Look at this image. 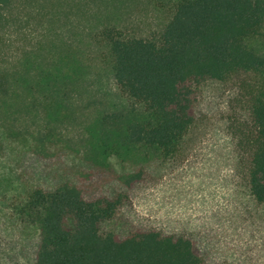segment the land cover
I'll return each instance as SVG.
<instances>
[{
    "label": "trees",
    "instance_id": "16d2710c",
    "mask_svg": "<svg viewBox=\"0 0 264 264\" xmlns=\"http://www.w3.org/2000/svg\"><path fill=\"white\" fill-rule=\"evenodd\" d=\"M22 1L0 0V123L9 137H32L36 176L21 210L39 236L24 264H217L201 237L139 221L132 204L133 191L179 157L212 82L237 88L238 181L247 218L264 223V0H172L166 23L147 34L125 24V0H69L92 24L87 37H66L55 53L27 52L10 66L7 32ZM96 64L110 68L126 103L110 108L92 93ZM258 239L252 233L241 244Z\"/></svg>",
    "mask_w": 264,
    "mask_h": 264
},
{
    "label": "rangeland",
    "instance_id": "374dc122",
    "mask_svg": "<svg viewBox=\"0 0 264 264\" xmlns=\"http://www.w3.org/2000/svg\"><path fill=\"white\" fill-rule=\"evenodd\" d=\"M68 1L64 6H53L55 0H23L19 4L7 32L12 40L6 49L10 66L18 65L24 53L50 55L64 38L79 39L82 32L87 35V26L92 24L76 15V8ZM95 2L87 3L91 14H95ZM171 4L172 0H125V24L147 34L166 23ZM46 5V13L63 9L68 14L45 18ZM91 49L89 62L95 59ZM90 71L87 83L108 107L128 101L108 66L96 64ZM236 93L231 83L206 86L179 157L156 182L133 191V213L152 227L201 237L217 251V264H264V223L247 218L249 199L237 175L240 138L234 124ZM80 131L79 124L70 127L71 134ZM31 143L29 135L9 137L0 123V261L6 258L24 264L34 259L38 228L21 210L36 176L27 160ZM252 233H258L256 245H242Z\"/></svg>",
    "mask_w": 264,
    "mask_h": 264
}]
</instances>
